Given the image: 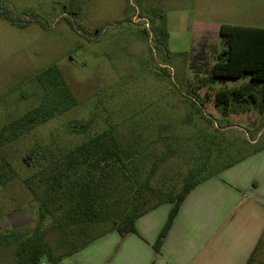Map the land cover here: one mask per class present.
I'll return each mask as SVG.
<instances>
[{
	"label": "rangeland",
	"instance_id": "1",
	"mask_svg": "<svg viewBox=\"0 0 264 264\" xmlns=\"http://www.w3.org/2000/svg\"><path fill=\"white\" fill-rule=\"evenodd\" d=\"M0 13L15 19L0 18V129L24 125L1 149L14 176L7 169L0 180V264H16L15 237L37 226L38 203L24 181L42 157L111 130L141 150L140 167L153 169L151 186L179 188L196 138L217 135L235 152L248 149L245 139L264 145V83L211 80L226 46L220 26L264 28V0H0ZM161 15L170 20L166 41ZM194 22L211 26L193 30ZM50 66L76 105L38 123L30 112L47 104L34 78ZM247 86L257 102L246 92L234 102L229 90ZM250 264H264V238Z\"/></svg>",
	"mask_w": 264,
	"mask_h": 264
},
{
	"label": "trees",
	"instance_id": "2",
	"mask_svg": "<svg viewBox=\"0 0 264 264\" xmlns=\"http://www.w3.org/2000/svg\"><path fill=\"white\" fill-rule=\"evenodd\" d=\"M161 17L162 25L158 31L166 41V19ZM0 18L15 24L14 17L7 13H0ZM219 34L226 46L217 55L215 75L211 80L249 77L251 84L264 83V28L222 25ZM34 81L44 93L47 104L46 108L30 112L36 122H45L76 105L72 91L56 66L48 67ZM245 92L253 103L257 102L249 86L229 90V95L234 102H239L245 100ZM261 95L264 104V88ZM191 102L198 105L194 100ZM20 126L24 127L21 121H17L0 129V168L4 169L0 180L7 174V169L11 173L14 171L2 157L1 149L19 137ZM256 143L245 139L243 144L248 149L241 147L235 152V147L231 144L224 146L217 135L204 134L196 138L186 153L189 166L179 188L174 183L151 186L153 169L147 171L140 167L141 150L133 143H125L111 130L59 157L40 158L38 171L24 181L38 203L39 218L31 235L15 237L19 242L16 264H58L111 232L122 237L136 233L138 218L169 203L173 209L154 245L155 251L160 252L190 192L264 150V145L252 147ZM30 159L31 154L24 158L27 163ZM257 250L247 264L252 262Z\"/></svg>",
	"mask_w": 264,
	"mask_h": 264
},
{
	"label": "crops",
	"instance_id": "3",
	"mask_svg": "<svg viewBox=\"0 0 264 264\" xmlns=\"http://www.w3.org/2000/svg\"><path fill=\"white\" fill-rule=\"evenodd\" d=\"M172 209L163 204L137 219L136 233L111 232L58 264H247L264 238V150L194 188L156 252Z\"/></svg>",
	"mask_w": 264,
	"mask_h": 264
}]
</instances>
